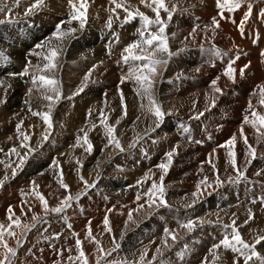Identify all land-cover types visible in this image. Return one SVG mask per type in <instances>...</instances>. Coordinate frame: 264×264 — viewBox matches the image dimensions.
<instances>
[{"label": "bare ground", "instance_id": "6f19581e", "mask_svg": "<svg viewBox=\"0 0 264 264\" xmlns=\"http://www.w3.org/2000/svg\"><path fill=\"white\" fill-rule=\"evenodd\" d=\"M117 2L154 18L151 8L142 4L141 0ZM33 3L35 0H0V51L7 57L6 60L0 58V81H3L0 84V100L5 101L0 103V119L2 122V117L7 116L12 107H16V110L10 115L23 109V119H32L34 128L27 127L21 131L31 137L25 143L36 148L35 153H29L23 169H18L17 175L12 177V168L16 167L19 158L9 150L16 147L23 155L27 149L19 148L22 137H18L17 132L12 133L13 129H0V149L3 150L0 151V161L4 162L0 163V180L4 181L0 186V224H11L10 230L15 233L9 236L6 231L4 235L8 246L16 250L12 264H83L82 259H77L81 250L88 264H97L98 261L99 264H190L201 257V254L196 257L200 248L196 238L202 234H231L232 229H225L223 225L231 224L233 220L246 242L251 244L257 237L264 236L252 233L248 228L253 226L257 230L256 227H260L258 221L264 222V136L261 135L264 128H259L258 120L256 127L251 123V111L264 115V104H261V100H264L261 94L264 88V0H242L241 8L234 12L225 11L227 19L218 15L215 0H165L172 12L166 35L174 54L168 58L166 65L157 68L154 91L168 115L154 131L151 130L154 118L147 112V100L137 95L135 80L126 79L121 83V78L128 77L130 68L139 63L129 61L126 64L121 55L125 46L138 38L137 29L142 21L137 17L124 23L125 11L115 8L111 0H86V26L72 38L63 40L57 58L58 67L54 70L55 78L62 85V97L53 106L50 115L66 112L69 108L66 102L73 99L70 106L75 109L67 121L70 132L53 137L50 135L47 141L42 140L47 125L40 116L31 114L32 111H48V101L42 98L45 90L34 88L31 80L25 77L16 83L8 73L23 71L18 67L20 59L29 60V65L24 66L28 67L36 61V53L41 51L43 54L45 51L46 54L47 47L42 52L36 48L37 44L50 39L53 43H60L54 39V29L58 23L65 29L68 27L62 22L70 18L73 9L68 0H43L40 7L26 14ZM74 3L79 6L80 0H74ZM248 5H251L252 11L245 20ZM117 14L119 19L116 18ZM160 15L167 20V13L163 10ZM109 17L112 18L111 28L107 26ZM213 17L219 21V28L212 24ZM241 22L243 33L240 30ZM71 26L79 28V22L73 21ZM102 46H107L106 53L102 51ZM100 53L104 55L91 58V55ZM237 53L240 58L234 65L237 69L236 83H232L223 72ZM64 57L73 58L75 63L63 61ZM92 59L94 64L87 62ZM61 64L64 65L62 69ZM245 65L249 67L240 76L239 69ZM217 76L220 77L218 86L224 90L223 95L214 93L211 87V81ZM82 85L83 92L73 95ZM118 85L125 97L126 115ZM29 88H33L31 93ZM214 98L216 104L213 107ZM79 104L83 106L81 112L77 110ZM141 104L145 107L142 108ZM102 108L106 123L115 129L114 135L124 151L109 144V136L98 119ZM201 112L203 115L196 118ZM79 114H82V125L78 118L75 119ZM245 116L249 117V123L243 122ZM84 132H88V140L93 146L91 153L85 150L87 145L83 144V140L81 146H75L77 137L82 138ZM233 135L236 139L234 145L229 147L236 154L238 168L246 170L247 177L237 183L229 180L236 173L227 156L228 149L219 147ZM54 141L58 143L55 145ZM132 144L135 146L130 148ZM40 149L46 151L48 156L44 157L52 156L50 162L43 158L36 159L35 155ZM173 149L172 163L164 174L157 165L167 163L166 153ZM250 149L254 150L255 158L246 155ZM53 159L57 160L59 167L49 168ZM8 164L11 167H5ZM62 164L65 167L69 165V170L63 169ZM212 165H215V171ZM110 167L119 168L120 173L123 172L122 178L107 174L99 177L102 171ZM61 171L73 195L77 192L85 194L61 213H46L35 192L45 197L49 209L59 206L67 194L58 182ZM162 174L165 199L172 207L169 208L172 209L171 215L181 214L184 220L197 222V227L191 233L180 227L181 222L175 225L163 219L162 211L168 207L148 206L145 193L154 181L160 183ZM81 175L94 187L86 188ZM217 175L223 181L220 185L216 184ZM205 177L206 183L201 185L198 198H194L192 193L197 192V184ZM33 181L38 188L33 189ZM137 195L140 196L139 201ZM194 199L196 202L192 204ZM130 211L132 221L128 220ZM106 215L111 231H107L103 223ZM9 216H12L11 220ZM256 217L257 222L254 221ZM17 219L19 225L15 223ZM202 220L205 222L200 223ZM89 222L91 237H88ZM213 226L215 228L211 229ZM165 228L176 234V240L183 237L186 244L191 245L186 246L185 253L174 250L173 247L180 248L181 245L177 247L178 243L175 242V245L171 237L167 238L168 246L164 245ZM77 239L81 241L79 248ZM218 241L210 244L215 245ZM157 248L161 250L159 253ZM4 251L0 245V258ZM257 251L264 256V245H257ZM214 252L219 257L227 252L243 257L222 247ZM141 255H144L143 260ZM205 255L203 259L208 256ZM176 259L178 262L175 263ZM238 260L240 263L243 261ZM249 264L261 262L253 257Z\"/></svg>", "mask_w": 264, "mask_h": 264}, {"label": "snow or ice", "instance_id": "6c2138e0", "mask_svg": "<svg viewBox=\"0 0 264 264\" xmlns=\"http://www.w3.org/2000/svg\"><path fill=\"white\" fill-rule=\"evenodd\" d=\"M69 5L72 7L73 11L70 14V18L64 22L63 24L68 25V27L65 29L62 27L61 23H58L56 25V29L54 32V39L57 42L60 43H53V41L47 40L43 44H37L36 48H39L44 50L45 47H47L46 54L36 53L37 55L41 56V59L44 61L42 65H36L35 67L38 70L39 74H34L31 76V84L34 88H40L44 89L45 92L42 94V98L45 101H48V111L47 112H36L32 111L33 116H40V118L43 120V122L47 125V129L45 130V134L42 136L43 141H47L51 135V133L48 131L53 128V123L51 120V110L53 106L60 101L62 97L61 88H60V82L55 78L54 70L58 67L57 65V58L60 54L62 48L61 43L66 38H72L73 35L79 31L83 30L87 23V3L86 0H80L79 6H77L74 3V0H68ZM113 4H115V8H123V10L126 13V16L124 18V23H129L137 17L142 21L141 27L137 29L138 38L135 39L133 42L125 46L123 49V53L121 55V59L124 63H128L129 61L133 62H139L135 67L130 68L128 77H122L121 83H124L126 79H134L138 87L136 88L137 95L140 96L142 99L147 100V112L154 118V127L151 130H155V128H158L160 124L163 122L164 118L168 115V113L163 109L162 105L158 102L156 99V93L154 91L155 87V77L158 75L157 68L158 66L166 65L168 63V58H171V56L174 54L170 48L169 43L166 35V28L168 27V22L172 19V12L168 9L166 6L165 0H141V3L144 4L146 7H150L152 12L155 14L154 18L147 16L145 13L139 11L138 9L133 11L129 7L124 6L122 3L117 2V0H111ZM43 3V0H35V3H33L29 8L26 14H31L33 10L40 7ZM216 8L218 9V15L222 19H227V17L224 15L225 11L227 12H234L235 10L241 8L242 6V0H215ZM161 10H163L165 13H167V20H164L161 18ZM113 12H115V9H112ZM251 5H248V12L245 13V20L248 19L251 15ZM117 19H119V16L117 14ZM78 21L79 22V28L72 27V22ZM212 24L215 28H219L220 24L219 21L213 17L212 18ZM109 28L112 26V18L109 17L108 25ZM240 30L243 33V22H241ZM195 31V29L193 30ZM136 50H139L138 52ZM0 58L7 59V57L4 56L3 51H0ZM239 53L236 54L234 59H231L224 72L223 75L228 78L232 83H236V77L235 74L237 72V69L234 67L236 60H238ZM249 65H245L243 68L239 69V75L243 76L245 74V69L248 68ZM10 75L13 76H19L24 77L29 75V68L25 67L23 71L20 73H12ZM90 75V73L88 74ZM88 75L85 76V80L88 79ZM220 77L217 76L215 79L211 81V87L213 88L214 93H219L220 95L224 94V90L218 86V81ZM0 84H3V81H0ZM118 93L120 95L121 105L125 107V115H126V105H125V97L120 90L119 85L117 86ZM33 88H29V93H31ZM84 86L82 85L81 88L77 90L76 93L73 95H78L80 92H83ZM261 94L264 95V88L261 89ZM5 101L0 100V103H4ZM27 103V101H26ZM216 104L215 98L212 99V106L214 107ZM261 104H264V100H261ZM141 107H145L143 104H141ZM251 102H249V110H251ZM31 111V108H29ZM91 115V110L89 111V116ZM203 113H198L196 118H199V116H202ZM252 121L254 127H256V121H259V128H264V115L256 112L251 111ZM98 119L100 120L101 124L104 126L108 136H109V144H114L116 148L120 149V151H124V148L121 146L120 141L116 138L114 135L115 129L106 123V117L104 115L103 108L100 110V114ZM244 123H249V117L245 116ZM119 123V121H117ZM23 121H21L19 124H17V134L18 137H22V141L19 145V148L27 149V152H25L23 155H21L20 152L17 151L16 147H13L9 151L13 154H15L19 159L18 163L16 164L15 168H12L11 175L12 177H15L17 175V170L23 169V166L27 163L29 153H35L36 148H34L30 143H25L27 141L31 140L30 135L27 133L21 131ZM95 127V125H93ZM259 128L257 130L259 131ZM185 132L188 131L187 128L184 129ZM241 135L243 136V129L241 128ZM262 136H264V133H261ZM235 135H233L228 141L225 142V144L220 145L219 147L227 148V156L230 158L232 168L234 172L236 173L235 177H229L230 182L237 183L241 180L246 179V170H240L236 163V154L234 151H232L231 147L234 145L235 142ZM81 140H83V144L87 145V148L85 149L89 153L93 150V146L91 142L88 140V132H84L83 137H77V142L75 146H81ZM245 144H247V139L245 137ZM135 145H129V147H134ZM0 151H3L0 149ZM175 149L172 151H169L166 153L167 156V163L161 162L159 165H157L158 168L163 170V173L166 174L168 171L169 166L172 163V157L174 155ZM246 155H251L253 158H255V152L254 150L250 149ZM0 163H4L3 161H0ZM5 167H11V164L5 165ZM53 167H59L58 162L56 159H53L52 164L49 165V168ZM213 170L215 171V165H212ZM43 174V173H40ZM60 179L59 184L60 186L66 190L67 194L61 201V204L57 207L49 209L47 201L45 197L40 194L39 192H35L36 197L41 201V203L44 206L45 212H55V213H61L63 212L67 207L71 206V203L74 201H79L80 197L84 195L83 192H77L74 195L69 190V185L66 184L63 180V173L62 171L59 173ZM7 179V177H5ZM80 179L84 182L86 188L94 187V185L88 184L87 181H84L83 176L81 175ZM160 183L157 184L155 181L152 183L151 187L147 190L145 195L148 196V206L150 208H160V207H169L167 200L165 199V188H164V175L162 174L159 177ZM207 181V177L204 178L200 183L197 184V192L192 193L194 198H198V193L200 191L201 185L205 184ZM2 180H0V186L3 185ZM138 183H141L138 181ZM223 181H221L217 175L216 184L220 185ZM33 189L38 188L39 186L35 183V181L32 182ZM208 187H211V185H207ZM140 196L137 195V201H139ZM196 200L194 199L192 204H195ZM255 202V201H253ZM192 205H189L191 207ZM139 207H143V205H139ZM135 211V210H133ZM9 212H11V206H9ZM9 220L12 219V216L8 217ZM33 219H36L33 217ZM128 220L132 221V211L128 213ZM205 221H201L200 223H204ZM17 225H19V220L17 219L15 221ZM105 228L107 231H111L109 225V220L107 215L104 218L103 221ZM247 223V221H245ZM11 224L9 225H3L0 224V245L3 246L5 249L2 258H0V264H12V260L16 255V250L14 248H11L8 246V244L4 240L5 232L7 231V234L9 236H14L15 233L11 231ZM71 227V225H69ZM180 227L187 230L188 233H191L195 227H197V222L194 220H187L185 223H182ZM223 227L225 229L231 228V234L225 232L223 239L219 241V243L215 244L213 246L214 250H218L221 247L225 250H230L234 253H239L240 256L244 257V264H249V261L252 260L253 257H256L261 264H264V256H262L257 251V245H264V236L257 237L255 239L254 243H248L246 242L238 227L236 226V221L233 220L231 224H224ZM77 235V234H74ZM92 236L90 222L88 226V237ZM164 237L163 243L165 246H168L167 244V238L171 237L173 242L176 241L177 237L174 232L171 230L165 228L164 229ZM19 243V242H18ZM76 245L79 248L81 245V241L79 239L76 240ZM119 248V245L116 246ZM102 251V249H101ZM158 253L161 251L160 248H157L156 250ZM107 255H111V253H108ZM77 259H82L83 264H88L87 258L85 257V253L83 250L80 251L79 257ZM144 259V255H141V260ZM155 259V258H153ZM214 259H219L218 253L214 252ZM99 264V261L97 262ZM114 264H119V262H114ZM202 264H207V260L203 261ZM233 264H240V261L238 259L233 260Z\"/></svg>", "mask_w": 264, "mask_h": 264}, {"label": "rangeland", "instance_id": "374dc122", "mask_svg": "<svg viewBox=\"0 0 264 264\" xmlns=\"http://www.w3.org/2000/svg\"><path fill=\"white\" fill-rule=\"evenodd\" d=\"M47 19H49V17L48 18H46V20ZM48 21V20H47ZM46 22H44V24H45ZM51 25V24H50ZM54 31H55V29H54ZM40 40L42 41V40H44V38H40ZM116 40H117V38H116ZM113 43H115V40L113 41ZM104 50V52H105V50H107V46L106 47H104V46H102V51ZM41 51H39V53H40ZM45 52V51H44ZM43 52V54H45ZM106 53V52H105ZM102 55H104V53H100L99 55H91V58L92 57H100V56H102ZM40 55H38V57L36 56V61L35 62H33V64L31 63V66H28V68H30L29 69V75L28 76H24L25 78H27V79H29V80H31V76L32 75H34V74H37V72H38V70H37V68L35 67L36 65H42L43 63H44V61H42V59H40L41 58V56L39 57ZM39 60H38V59ZM88 58V57H87ZM90 58V57H89ZM88 58V59H89ZM64 59V60H63ZM62 60L63 61H66V60H68V61H70L69 62V64H73V63H75V60L73 59V58H67V57H64ZM73 59V60H72ZM97 59V58H96ZM98 60V59H97ZM38 61L39 62H41V63H38ZM73 61V62H72ZM30 61L29 60H27V59H25V61L23 60V59H20L19 61H18V67L22 70V69H24L25 67L24 66H26V65H29L28 63H29ZM87 62H89V63H92V64H94L95 62L93 61V59L92 60H90V61H87ZM94 62V63H93ZM35 63H36V65H35ZM25 64V65H24ZM64 65L63 64H61V67H60V69H62V67H63ZM34 67H35V70H34ZM19 69V70H20ZM33 69V70H32ZM17 72H10V73H8V76H10V77H12V79L13 80H15L16 81V83H20L21 81H22V79H23V77H19V76H13V75H10V74H12V73H20V71L18 72V70H16ZM35 71H37V72H35ZM88 71H86V73H87ZM87 74H89V73H87ZM86 74V75H87ZM30 76V77H29ZM14 77H15V79H14ZM17 78V79H16ZM19 78V79H18ZM60 85H61V83H60ZM22 86H23V83H22ZM62 86V85H61ZM60 86V87H61ZM62 88V87H61ZM61 91H62V89H61ZM73 102H74V100L73 99H71V101L70 102H66L68 105H69V108H67V109H69V110H67L66 109V112L64 111L63 113L61 112V113H57L56 115H52V121L54 122V125H53V128L50 130L51 131V136L53 137V135H60L61 133V135H64V133H68V131L69 130H67V128L69 127L68 126V124H67V121H69L68 119V117H69V115L70 114H72V112H73V110L75 109L74 108V106H70V104H73ZM80 106V107H79ZM79 106L77 107V110H78V112H81L82 110H83V106L81 107V104H79ZM66 106H64V108H65ZM54 109H60V110H62V108H58V107H54ZM82 109V110H81ZM84 109H87L88 110V108L86 107H84ZM13 110L15 111L16 110V107H12V108H10L9 110H8V112H9V114L7 115V116H5V117H2V122H1V119H0V129H6V131H9V130H12V133H15V132H17V124H19V122H21V121H23V124H22V126L24 127H21V130H23V129H25V128H27V127H30V128H34L33 126H34V122H33V120L32 119H29L30 121H28V119H23V109H21V110H19V111H17L15 114H12V115H10V113H12L13 112ZM71 110V111H70ZM76 110V111H77ZM65 113V114H64ZM82 114H83V112H82ZM82 114H79V115H76L75 116V119H77V121L78 120H80V124L82 125L83 123L81 122L82 121ZM14 115V116H13ZM59 115V116H58ZM84 115V114H83ZM87 115V114H86ZM85 115V116H86ZM7 117V118H6ZM18 117V118H17ZM15 118L17 119V120H15ZM21 118V119H20ZM13 119V120H12ZM23 119V120H22ZM64 119H66V120H64ZM35 120V119H34ZM7 122V123H5V122ZM27 121H28V123H27ZM29 125L30 124V126H28L26 123ZM30 122V123H29ZM56 122V123H55ZM10 123V124H9ZM57 123H58V125H57ZM3 124V125H2ZM36 124V123H35ZM64 124V125H63ZM87 124H89V123H87ZM14 125H16V126H14ZM25 125H27V126H25ZM85 125V124H84ZM7 126V127H6ZM56 126H58V127H56ZM64 126H66V127H64ZM83 128H85V127H83ZM90 129V128H89ZM70 132V131H69ZM77 134V133H76ZM97 134V133H96ZM71 136V135H70ZM51 141H53V139L51 138ZM58 142H55L54 141V144L56 145ZM43 147V146H42ZM41 147V148H42ZM47 155V153H46V151L44 150V149H40V151L37 153V155H35V156H37L36 157V159H45V160H47L48 162H50V159L52 158V156H50V157H44V156H46ZM39 156V157H38ZM48 156V155H47ZM42 159V160H43ZM63 165V164H62ZM63 167H65V164L63 165ZM62 167V168H63ZM122 168V167H121ZM63 169H68L69 170V165H67V167H65V168H63ZM122 173L123 172H121L120 173V171H119V168H117L116 169V167H114V168H112V167H110V169L109 170H106V171H102L100 174H99V177L101 176H103V175H106L107 174V176H119L120 178H122ZM121 175V176H120ZM169 208H172V207H168L167 209H165V210H163L162 211V214H163V219L164 220H168L169 222H172V223H174L175 225H177V224H179L180 222L181 223H184L186 220H184V217H183V215H181V214H177V216H172L171 215V213H170V211H172V209H169ZM167 211H169V214L167 213ZM264 211V210H263ZM171 218V219H170ZM181 218V219H180ZM170 219V220H169ZM180 220V221H179ZM182 220V221H181ZM258 221V219H257V217H256V219H254V221ZM168 221H167V223H168ZM174 221V222H173ZM256 221V222H257ZM179 222V223H178ZM215 223H216V221H215ZM219 223V222H218ZM258 223H259V228H257L256 227V229L257 230H255L254 229V227L252 226L251 228L250 227H248L249 228V231H251L252 233H258V234H264V222H260V221H258ZM213 228H215L214 226L211 228V229H213ZM259 230V231H258ZM255 231V232H254ZM206 233V232H205ZM249 234V233H248ZM214 236H215V238H214ZM214 236H210V235H204V234H202V236L201 237H198V238H196L197 240H195L196 242H197V246H199L200 248H198L197 250H198V253L196 254V257H199V255L201 256V257H199L198 259H196V260H194V262L195 263H193V261H192V263L190 262V264H201L204 260H207L208 262L207 263H211V264H233V260L235 259L234 257H236V256H234V255H232L231 253H230V255H229V252H227V253H225L224 255L222 254V256L221 257H219V259L216 261L215 259H214V254L212 253L214 250H213V244H210V242L211 243H215V240H216V242L220 239H223V236H218V235H214ZM217 237H219L218 239H217ZM180 237H178V240H176L175 242H177L178 243V245H177V243H175V242H173L175 245H177V247L179 246V245H181L180 246V248H176V247H173V248H175L174 250H177V251H183L184 253H185V248H186V246H191L190 244H186V241L185 240H183L184 238L183 237H181L180 239H179ZM213 238V239H212ZM190 241H191V239H189ZM211 240V241H210ZM200 241V242H199ZM180 242V243H179ZM192 242V241H191ZM219 242V241H218ZM185 245V246H184ZM184 246V247H183ZM196 246V247H197ZM207 246H208V249H207ZM210 246H212V247H210ZM206 250V252H205V250L203 249V248ZM203 250V251H202ZM209 250H211V252L209 251ZM201 251H202V253H201ZM204 252V253H203ZM199 254V255H198ZM206 254V255H205ZM204 255H205V257H206V259L204 258L203 259V257H204ZM230 256V257H229ZM212 258V259H211ZM230 258H231V261H230ZM242 259L243 261L240 263V264H244V257H236V259ZM203 259V260H202ZM202 262H201V261ZM209 260H211L212 262H210ZM175 261V263L176 262H178V259H176V260H174ZM223 261V263H221ZM214 262V263H213ZM215 262H217V263H215Z\"/></svg>", "mask_w": 264, "mask_h": 264}]
</instances>
